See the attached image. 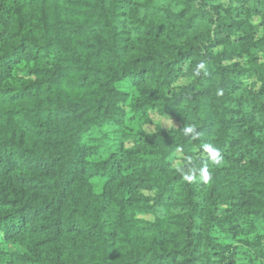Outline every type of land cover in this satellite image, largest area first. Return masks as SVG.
<instances>
[{
  "label": "trees",
  "instance_id": "trees-1",
  "mask_svg": "<svg viewBox=\"0 0 264 264\" xmlns=\"http://www.w3.org/2000/svg\"><path fill=\"white\" fill-rule=\"evenodd\" d=\"M0 264H264V0H0Z\"/></svg>",
  "mask_w": 264,
  "mask_h": 264
},
{
  "label": "clouds",
  "instance_id": "clouds-1",
  "mask_svg": "<svg viewBox=\"0 0 264 264\" xmlns=\"http://www.w3.org/2000/svg\"><path fill=\"white\" fill-rule=\"evenodd\" d=\"M204 69H205V64L203 62H201V63H199V64L196 65L195 71H196L197 74H199V72L201 70H204ZM183 131H184V134L186 136H191L194 139L197 138L200 135V133L197 132L196 128L193 127V126H190V125L184 126L183 127ZM207 150L211 152V155L213 157H219V155H220L218 149L208 148ZM216 162L218 163L219 160L217 159ZM202 173L206 177V175H207L206 169L202 170ZM187 178L188 179H191L192 177L189 176Z\"/></svg>",
  "mask_w": 264,
  "mask_h": 264
},
{
  "label": "rangeland",
  "instance_id": "rangeland-1",
  "mask_svg": "<svg viewBox=\"0 0 264 264\" xmlns=\"http://www.w3.org/2000/svg\"><path fill=\"white\" fill-rule=\"evenodd\" d=\"M188 84V81L186 79L181 80L178 84H176V87L186 85ZM161 127L162 129L169 130L173 128L174 124L172 122H169L168 120L161 118L159 116H155L153 119V125L148 128V131L153 132V130L156 127ZM180 160L179 158H174L173 159V164L177 166L179 164Z\"/></svg>",
  "mask_w": 264,
  "mask_h": 264
}]
</instances>
